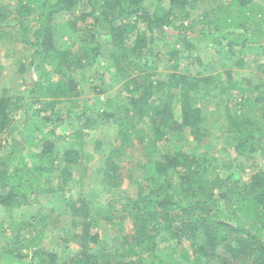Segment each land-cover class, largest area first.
Here are the masks:
<instances>
[{"label":"trees","instance_id":"1","mask_svg":"<svg viewBox=\"0 0 264 264\" xmlns=\"http://www.w3.org/2000/svg\"><path fill=\"white\" fill-rule=\"evenodd\" d=\"M5 1L0 8L3 15H13L11 21L20 28L22 44L31 51L18 70L24 75L23 95L0 96V136L8 141L0 144V208L11 212L68 188L83 142L73 143L62 154L57 143L68 130L69 137L83 140L86 128L98 120L112 119L120 146L125 150L136 143L143 159L135 161L113 147L111 159L116 162L107 160V167L97 171L107 180L96 184L120 183V162L125 158L129 165L142 167L144 174L135 180L139 184L135 195L126 199L121 211L111 204L98 207L89 201L99 191L69 204L71 229L62 242H75L78 250L65 260L57 250L41 245L47 234L45 223L57 229L58 214L52 221L39 210L33 214L27 228H43L30 238L22 235L23 221L12 232L0 223V264L24 259H28L24 264H149V260L162 264L158 243L169 238L189 241L193 264H264V95L259 91V85L264 86V0H228L215 17L198 21L207 28L204 33L176 35L166 31L176 28L172 15L179 16L191 0H166L167 7L153 0L157 2L154 8L149 0ZM168 35L171 40L166 39ZM7 37L0 30V41ZM102 37L110 45V63L102 60ZM192 41L225 49L224 57L236 59L233 65L239 69L252 56L253 76L258 80L253 89L259 93L252 94L246 80L232 82L230 73L223 88L211 75L192 76L186 68L176 71L183 53L194 49ZM158 42L170 46L166 53L158 52ZM153 54L150 65L147 58ZM195 60L201 65L199 58ZM46 63L54 71L47 72ZM160 66L170 70L164 78L158 76ZM134 68L139 74L123 86L128 94L123 116L115 118L101 108L94 120L87 109L66 116L54 110L61 96L68 102H77L81 96L74 74L85 70L98 74L101 82L93 89L99 96L110 86L104 73L112 70L121 78ZM52 73L66 81L50 82ZM206 96L227 123L228 147L254 167L247 179L239 178L240 170L238 175H220L221 169L231 170L234 163L220 160L217 137L208 139L206 115L200 108ZM96 104L104 106L97 97ZM14 112L23 117L18 127L13 124ZM186 131L194 143L188 150L184 149L189 143ZM95 145L98 150L100 143ZM119 213L132 227V236L121 238L122 253L103 246L97 232L100 220L110 223Z\"/></svg>","mask_w":264,"mask_h":264},{"label":"rangeland","instance_id":"2","mask_svg":"<svg viewBox=\"0 0 264 264\" xmlns=\"http://www.w3.org/2000/svg\"><path fill=\"white\" fill-rule=\"evenodd\" d=\"M150 1L153 2V0H149V2ZM227 1L228 0H191L189 5L183 9V11H181L179 16L172 15L174 21L172 26L176 28H169V30L166 31L170 32V35H176L182 31L186 33L191 32L197 34L204 33L207 28H202V25H200L198 21L205 17H215L217 13L226 8ZM152 2H150V5L152 4V7L154 8L155 5H157V2ZM5 4H7V1L0 0L1 9ZM258 5L262 6L263 2L259 3ZM159 6L167 7V1L161 0ZM12 18L13 15L5 16L3 15L2 10L0 11V30L5 32L8 36L6 39L4 38L0 41V96L5 95L15 98L16 96H22L25 91L24 75L19 73L18 70L20 64H26L31 50L22 44L20 35L17 33L20 31V28L15 25L17 22L11 21ZM13 25H15V27H13ZM30 29L31 28H29V30ZM63 38L65 39V37ZM170 38L171 36H166L167 40H171ZM191 43L193 44L194 49L192 51L183 53V57L179 61L178 69H176V71L181 72V68H186L188 69L187 73L192 76L200 72L203 74V76L211 75L212 78H214V81L220 85L219 87L222 86L223 88L225 85L221 84L226 83L229 76L228 73H230L232 82L235 81L241 84L243 80H246V84L250 85L251 93L254 95L259 93L253 89V85L256 84L258 80H255L253 76L252 68L254 66V58H252V56H247L245 58L247 61L246 65L242 69H239L233 65V62H235L236 59L232 60L224 57L225 49H217L215 46L213 47L212 44L206 45L205 42L201 41H192ZM100 44L102 46V60L107 59V61L110 63V59L108 58V49L110 48V45L106 41L105 37L100 38ZM178 46L179 45L176 44V47L179 49ZM168 47L170 48V46L165 47L161 43H157V49L160 54L166 53L169 49ZM195 58H199L201 65L197 63ZM147 59L148 64L151 65L152 61H154V54ZM44 65V69L47 72L54 71L52 64L46 63ZM157 71L158 76L161 78H164L165 74L170 72V70L166 68L163 69L161 66L158 67ZM112 72L113 71L110 70L109 72L104 73V76L106 77L105 82H108L107 84H110V86L99 96H96V93L93 89V86H96L101 82L98 74L87 70H85L84 73L74 74V80L78 82V88L82 92L81 96L78 98L77 102L72 101L73 103L68 102V99H66L65 96H61L58 98L57 104L54 105V110L57 111V113H59L61 116H66L70 113H81L83 110L87 109L85 110L86 113L89 116H92L94 120L96 119V114L101 112V108H105L106 112L109 114H114L113 116H115V118L118 116H123L124 114L122 111L126 105V98L128 97V94L123 86L127 80L136 77L139 72L137 68H134V70L131 71V74H127L126 77L123 76L121 78H118V75H115ZM41 76L46 79L44 75ZM250 79H252L251 82ZM49 80L52 83L66 81V79L59 76L57 73H52V76ZM49 80H47V82ZM259 86V91H262V95H264V86ZM103 89L104 87L101 88V90ZM96 97L97 99L104 102V106H98L96 104ZM200 108L206 115V124L208 128L206 133H209L210 135L208 139H210V141H213L214 137H217L218 139L215 143V147L218 149L220 160L224 163H228L230 161L234 163L233 167H231V170L228 168L220 170L221 177H225L230 173L235 175L237 174L236 172L240 170L239 178L247 179L249 174L253 172L254 167H250V164L247 163L245 158L238 155L232 147H228L226 140L227 138H225L227 137V134L230 135L228 129H225V124L227 123L224 122L221 114L216 111L215 103L210 100V96H206L205 102L200 103ZM12 115L14 121L13 124L15 127L16 125L18 127L19 122H22V114L19 112H14ZM176 115H178V111L176 112ZM73 121L77 123L76 120ZM228 124H230V121ZM12 129H14V126H12ZM117 130V124L113 122L112 119H109L108 121L104 122L98 120L94 124V127L86 128L84 131L85 135L83 140L69 137L68 134L70 130L67 132H62V134L65 136L57 143L58 152L61 154L65 148L72 146L73 143L78 144L81 141L83 142L80 151L81 158L79 164L73 169L72 183L69 184L68 188L62 190V192L58 191L57 195L52 197L51 195L42 197L40 202L25 203L17 210L6 212L5 209L0 208V223H2L4 227L12 232L13 227L15 228L17 223L23 221L24 225L22 226L23 228H21L22 235L25 238H30L34 231L43 228L40 225L35 229L27 228V222L30 221L33 214H36L38 210L41 213L48 214V221L58 219V214L59 222L56 227L57 229H52L53 226L50 222L45 223L47 227H44V229L47 234L42 240L41 245L46 249L57 250L64 260L69 258L78 250L77 243L71 241H68L67 243L62 242L63 238L67 237L68 235L66 231L71 229V215L66 212L69 204H71L72 201H76L80 196L85 197L91 194L92 191H99V196L89 201L98 207L101 204L103 206L111 204L116 210L121 211L126 199L132 198L135 195V191L139 186V184H136L135 180H139L141 177H143V168L134 164L129 165V161L125 158L126 160H120V183L117 182L118 184L116 185L96 184L102 179L107 180V177L103 176V172L99 173L97 171L107 167V160L111 159L112 157L111 155L113 153H111V149L113 147L117 149L119 154H130V156H132L133 160L135 161L143 159L141 157V150L138 149L136 143H132V146L129 148L126 147L125 150L120 146V142H118L116 139ZM185 135L187 136L189 143L184 145V149H192L194 143L191 141L188 131H186ZM4 138L5 137L0 136V144L2 145H4L5 142ZM132 141L136 142L137 139L135 138V140ZM7 142L5 143L7 144ZM97 142L100 143V148H98V150L96 149L95 145ZM127 144H129V142H127L126 145ZM75 147L77 148L76 145ZM111 160L114 161L113 159ZM90 196L92 195H89V197ZM51 209H54L55 211L51 213ZM78 230V228L74 229L75 232ZM131 231V222L128 218L121 216L120 213L114 216L113 221L110 223L100 220L99 227L97 229V232L100 234L103 246L112 251L120 249L119 252L121 253L123 252L121 251L122 248L120 247L121 238L124 235L132 236ZM1 238L2 236L0 235V243L2 242ZM158 244L157 254L163 259L162 264H170L169 262L171 260H175L179 264H193L192 258L190 256L192 255V251L189 248L190 246L188 240L183 238L179 239L178 241L177 239L170 240L169 238L168 240L161 241ZM64 246H66V248ZM150 262L151 261L149 260V264H154ZM24 263H28V259H24L18 264ZM6 264L14 263L8 262Z\"/></svg>","mask_w":264,"mask_h":264}]
</instances>
